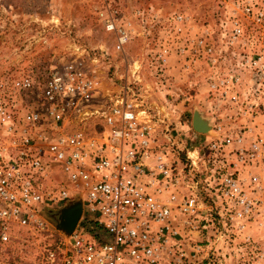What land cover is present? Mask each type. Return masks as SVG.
I'll list each match as a JSON object with an SVG mask.
<instances>
[{
  "label": "rangeland",
  "instance_id": "374dc122",
  "mask_svg": "<svg viewBox=\"0 0 264 264\" xmlns=\"http://www.w3.org/2000/svg\"><path fill=\"white\" fill-rule=\"evenodd\" d=\"M110 18L129 34L121 50L106 30ZM72 60L97 82L96 108L108 94L127 89L150 113L158 149L181 172V192L202 204L203 239L221 246L229 264H258L264 163L240 162L236 151L264 138V0H0V81L38 83L51 67ZM16 99L22 110L33 96ZM194 112L208 121V133L194 131ZM96 124L88 121L83 131L99 130ZM214 142L223 149H211ZM188 151L200 154L197 172L188 171ZM229 176L254 201L246 217H237L240 207L226 194ZM63 209L44 212L52 230L60 229ZM49 243L29 235L13 253L28 259Z\"/></svg>",
  "mask_w": 264,
  "mask_h": 264
},
{
  "label": "built area",
  "instance_id": "2783aa9c",
  "mask_svg": "<svg viewBox=\"0 0 264 264\" xmlns=\"http://www.w3.org/2000/svg\"><path fill=\"white\" fill-rule=\"evenodd\" d=\"M105 27L123 49L129 34L112 18ZM97 91L77 60L51 67L38 83L30 77L0 81V264H229L221 246L203 239L202 204L181 192V172L158 149L150 113L127 89L108 94L98 109ZM19 93L33 96L22 110ZM90 120L99 128L91 134L83 131ZM210 147L223 149L216 142ZM236 155L243 163H264V138ZM187 161L190 173L199 170L198 151H188ZM223 184L240 207L237 217L248 216L254 201L240 183L229 176ZM76 197L82 213L75 228L67 236L52 230L44 212ZM29 235L51 243L27 259L13 250Z\"/></svg>",
  "mask_w": 264,
  "mask_h": 264
},
{
  "label": "water",
  "instance_id": "95a60500",
  "mask_svg": "<svg viewBox=\"0 0 264 264\" xmlns=\"http://www.w3.org/2000/svg\"><path fill=\"white\" fill-rule=\"evenodd\" d=\"M192 127L198 134H206L211 129L210 124L198 112H194L192 118ZM82 213V204L80 201L72 202L65 206L61 211L59 218V228L67 236L75 228Z\"/></svg>",
  "mask_w": 264,
  "mask_h": 264
}]
</instances>
